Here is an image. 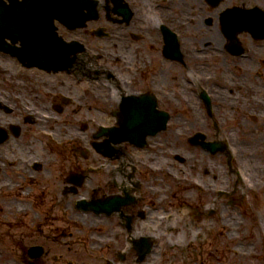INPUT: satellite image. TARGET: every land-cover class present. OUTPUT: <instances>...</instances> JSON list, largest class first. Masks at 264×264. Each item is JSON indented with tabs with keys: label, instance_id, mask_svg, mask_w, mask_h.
Wrapping results in <instances>:
<instances>
[{
	"label": "flooded vegetation",
	"instance_id": "obj_1",
	"mask_svg": "<svg viewBox=\"0 0 264 264\" xmlns=\"http://www.w3.org/2000/svg\"><path fill=\"white\" fill-rule=\"evenodd\" d=\"M58 33L81 44L66 71L29 66L25 39L5 41L14 54L0 51V245L11 244L28 264H205L210 241L193 231L214 223L212 210L222 214L221 227L234 222L238 234L250 233L258 241L259 215L264 218V126L257 104H246L264 102L259 97L264 77L236 76L221 61L211 69L214 81L218 69L236 83V91L212 100L210 115L202 90L213 95L219 85L178 76L177 63L164 70L160 32L137 41L128 32H109L108 40L92 32ZM201 35L205 54L219 52L226 42L222 33L214 42L206 32ZM252 48L264 53L262 46ZM244 64L257 66L253 57ZM164 85L159 107L171 115L178 111L179 132L160 135L148 152L111 144L114 155L102 156L98 145L104 142L92 138L100 125L115 126L122 96ZM212 116L221 118L217 130ZM179 133L203 134L199 144L230 133L237 147L252 154L240 153L233 163L225 154L211 159L202 147L186 143V158L180 159ZM237 169L245 171L248 185ZM82 197L90 204L80 205ZM228 212L236 214L234 221L226 219ZM33 246L42 247L43 254L30 259Z\"/></svg>",
	"mask_w": 264,
	"mask_h": 264
},
{
	"label": "rangeland",
	"instance_id": "obj_2",
	"mask_svg": "<svg viewBox=\"0 0 264 264\" xmlns=\"http://www.w3.org/2000/svg\"><path fill=\"white\" fill-rule=\"evenodd\" d=\"M62 32H66V29H65V28L62 29ZM232 246H234V244H230V245H229V248L232 247ZM226 264H234V257H232V256L230 255V259L227 260Z\"/></svg>",
	"mask_w": 264,
	"mask_h": 264
}]
</instances>
